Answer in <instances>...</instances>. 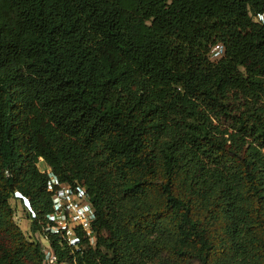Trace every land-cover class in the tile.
I'll return each mask as SVG.
<instances>
[{"label": "trees", "instance_id": "obj_1", "mask_svg": "<svg viewBox=\"0 0 264 264\" xmlns=\"http://www.w3.org/2000/svg\"><path fill=\"white\" fill-rule=\"evenodd\" d=\"M259 16L264 0H0V264L45 261L15 193L61 264H264ZM48 171L85 191L94 247L44 231Z\"/></svg>", "mask_w": 264, "mask_h": 264}, {"label": "built area", "instance_id": "obj_2", "mask_svg": "<svg viewBox=\"0 0 264 264\" xmlns=\"http://www.w3.org/2000/svg\"><path fill=\"white\" fill-rule=\"evenodd\" d=\"M258 21L263 22L264 17L259 16ZM222 51L220 46H216L211 51V57ZM48 191L52 193L53 211L46 219L44 231L48 234L57 236L63 243L74 250L81 247V242L85 240L90 247L96 244V232L93 229L95 222L94 210L91 206L83 188L61 183L49 171ZM16 196L22 197L15 193ZM17 198V197H16ZM25 201V209L31 219H35L28 201ZM44 264H61L56 257L50 253L49 246H44Z\"/></svg>", "mask_w": 264, "mask_h": 264}, {"label": "rangeland", "instance_id": "obj_3", "mask_svg": "<svg viewBox=\"0 0 264 264\" xmlns=\"http://www.w3.org/2000/svg\"><path fill=\"white\" fill-rule=\"evenodd\" d=\"M218 55H219V53L216 54L215 57H217ZM38 167L42 172L47 170V166L43 161L39 162ZM14 196L18 197L16 195H14ZM10 205L13 207L14 212H15L14 220H15L16 224L19 226V228L21 229V231L23 232V234L25 235V237L28 238L29 240L40 242L42 244V246H45L46 241L43 239V237H41L38 234L33 235L30 232V221L28 219V214H27L26 209H25L26 203L24 201H21V200H19V201L11 200Z\"/></svg>", "mask_w": 264, "mask_h": 264}, {"label": "clouds", "instance_id": "obj_4", "mask_svg": "<svg viewBox=\"0 0 264 264\" xmlns=\"http://www.w3.org/2000/svg\"><path fill=\"white\" fill-rule=\"evenodd\" d=\"M17 198H19L21 201H24L23 199H22V197H17ZM25 202V201H24Z\"/></svg>", "mask_w": 264, "mask_h": 264}]
</instances>
